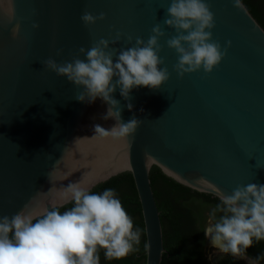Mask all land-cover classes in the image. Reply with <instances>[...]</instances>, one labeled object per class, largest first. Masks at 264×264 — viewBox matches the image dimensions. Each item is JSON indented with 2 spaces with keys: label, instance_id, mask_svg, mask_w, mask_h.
<instances>
[{
  "label": "water",
  "instance_id": "obj_1",
  "mask_svg": "<svg viewBox=\"0 0 264 264\" xmlns=\"http://www.w3.org/2000/svg\"><path fill=\"white\" fill-rule=\"evenodd\" d=\"M169 2L0 0V217L62 208L72 202L70 186L92 190L130 173L144 225L145 264H161L162 226L149 178L153 166L175 183L219 200L238 185H264L263 28L241 0L240 7L233 0H206L214 14L212 39L222 50L228 41L231 46L210 74L201 69L179 79L178 56L166 46L176 33L163 25ZM11 5L15 18L8 23ZM85 11L103 12L105 20L86 27L80 20ZM17 22L20 32L13 39ZM33 23L39 28L33 30ZM157 23L165 31L159 56L169 80L159 90L134 88L129 100L117 88L113 98L121 120L135 116L142 123L128 138L95 134V125L110 129L115 123L104 119L109 105L99 98L79 102L82 89L41 62L50 57L69 62L81 47L87 50L117 31L123 35L110 49L131 47L137 37L146 42ZM128 35L131 44L124 39Z\"/></svg>",
  "mask_w": 264,
  "mask_h": 264
},
{
  "label": "clouds",
  "instance_id": "obj_2",
  "mask_svg": "<svg viewBox=\"0 0 264 264\" xmlns=\"http://www.w3.org/2000/svg\"><path fill=\"white\" fill-rule=\"evenodd\" d=\"M233 7H240L239 0H233ZM5 16L12 23V5ZM80 20L91 27L104 21L105 14L85 11ZM163 25L176 33L166 41V46L178 56L174 71L179 79L201 69L210 74L231 46L228 41L222 50L220 43L212 39L214 14L206 0H170ZM31 27L36 30L39 24L33 23ZM19 32L17 22L11 29L12 38L16 39ZM122 35L117 31L114 38H101L87 50L81 47L69 62L58 64L51 57L41 62L46 71L82 89L76 96L79 102L87 99L91 104L99 98L109 105L104 119H113L114 125L110 129L94 126L95 134L104 137L128 138L142 123L135 116L128 122L121 120L119 102L113 98L117 88L121 97L129 100L134 88L159 90L170 76L166 67H160L164 61L159 56V41L165 31L159 23L151 29L146 42L137 37L131 47L110 49V42L116 45ZM124 39L132 43L131 35ZM61 54L62 50H57L56 56ZM126 106L132 110L131 103ZM49 175H54V171ZM70 187L72 207L63 213L58 208H46L42 213L21 210L11 218L0 217V264H99V250L109 259L123 258L135 250L141 229L134 230L132 218L113 189L95 194L87 187ZM217 211L224 214L215 223L210 221L204 234L221 252L243 257L253 238L264 239V185H238L230 196L221 195L212 220Z\"/></svg>",
  "mask_w": 264,
  "mask_h": 264
},
{
  "label": "trees",
  "instance_id": "obj_3",
  "mask_svg": "<svg viewBox=\"0 0 264 264\" xmlns=\"http://www.w3.org/2000/svg\"><path fill=\"white\" fill-rule=\"evenodd\" d=\"M250 14L264 30V0H241ZM149 178L162 226L163 247L161 264H208L206 259V240L204 225L207 219L212 223L224 213L217 211L215 220L211 219L213 210L220 200L190 190L164 176L153 166ZM113 189L127 214L132 218L134 230L141 229L140 243L127 256L115 259L106 258L99 250V264H145L146 243L144 225L138 196L130 173H123L94 187L91 192L102 193ZM72 207V202L58 208L61 213ZM206 212L208 214L206 215ZM245 255L259 264H264V239L256 240L246 249ZM214 264H247L232 254L219 257Z\"/></svg>",
  "mask_w": 264,
  "mask_h": 264
},
{
  "label": "rangeland",
  "instance_id": "obj_4",
  "mask_svg": "<svg viewBox=\"0 0 264 264\" xmlns=\"http://www.w3.org/2000/svg\"><path fill=\"white\" fill-rule=\"evenodd\" d=\"M207 214H208V212H206V215ZM210 221H211L210 219H207L206 220L205 225H204V232H205L206 227L209 226ZM211 223H212V221H211ZM205 240H206V259H207V263L208 264H214L215 261L219 257H222L224 255L231 254V253H223L220 250H218L217 248L213 247L211 245V242H210V237H206L205 236ZM235 257L238 258V259H240L241 261L247 263V264H259L258 262L252 260L251 258H249L246 255H244L243 257H237V256H235Z\"/></svg>",
  "mask_w": 264,
  "mask_h": 264
},
{
  "label": "flooded vegetation",
  "instance_id": "obj_5",
  "mask_svg": "<svg viewBox=\"0 0 264 264\" xmlns=\"http://www.w3.org/2000/svg\"><path fill=\"white\" fill-rule=\"evenodd\" d=\"M204 238H205V235H204Z\"/></svg>",
  "mask_w": 264,
  "mask_h": 264
}]
</instances>
